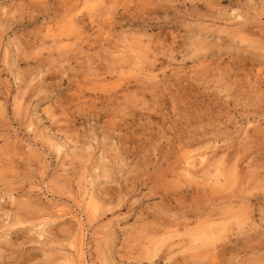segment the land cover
<instances>
[{"label": "rangeland", "instance_id": "374dc122", "mask_svg": "<svg viewBox=\"0 0 264 264\" xmlns=\"http://www.w3.org/2000/svg\"><path fill=\"white\" fill-rule=\"evenodd\" d=\"M0 264H264V0H0Z\"/></svg>", "mask_w": 264, "mask_h": 264}, {"label": "bare ground", "instance_id": "6f19581e", "mask_svg": "<svg viewBox=\"0 0 264 264\" xmlns=\"http://www.w3.org/2000/svg\"><path fill=\"white\" fill-rule=\"evenodd\" d=\"M205 233V232H204ZM206 234V233H205ZM210 234V233H209ZM207 236V235H206ZM215 236V235H214Z\"/></svg>", "mask_w": 264, "mask_h": 264}]
</instances>
